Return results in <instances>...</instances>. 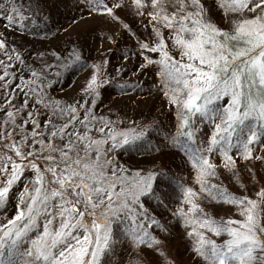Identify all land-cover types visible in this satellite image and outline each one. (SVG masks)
Here are the masks:
<instances>
[{
	"label": "snow or ice",
	"instance_id": "obj_1",
	"mask_svg": "<svg viewBox=\"0 0 264 264\" xmlns=\"http://www.w3.org/2000/svg\"><path fill=\"white\" fill-rule=\"evenodd\" d=\"M176 237L264 264V0H0V264H185Z\"/></svg>",
	"mask_w": 264,
	"mask_h": 264
},
{
	"label": "rangeland",
	"instance_id": "obj_2",
	"mask_svg": "<svg viewBox=\"0 0 264 264\" xmlns=\"http://www.w3.org/2000/svg\"><path fill=\"white\" fill-rule=\"evenodd\" d=\"M55 31V29H53ZM76 31V29H69L67 32L63 33L60 37H58V40L61 42L64 40H67L69 38V35ZM74 39V36H73ZM99 45V41L97 42V46ZM103 49H101L102 51ZM93 55H95V51H93ZM84 72L79 73L77 75H74L72 78L68 79L66 82H63V92H60V95L64 94H71L75 89L79 87L80 82H82L84 77ZM133 101L138 102L140 106L147 111L149 107L152 105L153 96H140L137 95L136 97H133ZM123 102V103H122ZM132 104V102H129L124 99V97H121L120 95H117L115 93H112L106 97L104 100L105 106H111V105H117V106H123V104ZM157 104V108H158ZM156 108H153V114H155ZM170 252L172 255L177 256L180 260L184 261L185 264H190V261L188 260L187 253L184 252V247L181 241L178 237L174 238L170 245Z\"/></svg>",
	"mask_w": 264,
	"mask_h": 264
},
{
	"label": "trees",
	"instance_id": "obj_3",
	"mask_svg": "<svg viewBox=\"0 0 264 264\" xmlns=\"http://www.w3.org/2000/svg\"><path fill=\"white\" fill-rule=\"evenodd\" d=\"M83 73V72H82Z\"/></svg>",
	"mask_w": 264,
	"mask_h": 264
}]
</instances>
